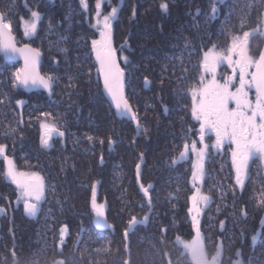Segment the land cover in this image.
Returning <instances> with one entry per match:
<instances>
[{
  "label": "trees",
  "instance_id": "trees-1",
  "mask_svg": "<svg viewBox=\"0 0 264 264\" xmlns=\"http://www.w3.org/2000/svg\"><path fill=\"white\" fill-rule=\"evenodd\" d=\"M95 1L87 0L84 10L80 0H0V12L13 23L17 46L39 49L40 73L58 77L51 95L43 89L27 93L14 88L11 74L20 62L6 60L0 53V100L5 101L0 103V144L6 146L17 169L39 172L48 189L41 211L28 217L14 205L15 189L4 176L0 157V207L5 210L0 213V264H14L13 251L15 264H52L61 259L65 264H122L125 260L129 264H167L169 258L173 264L177 260L186 264L183 250L174 241L177 236L187 240L194 234L187 213L192 159L189 153L176 164L172 160L195 129L188 94L199 74L194 64L201 49L220 43L230 32L260 23L264 0H168L167 11L158 8L160 0H123L128 12L117 19V43L130 45L125 53L131 63L123 67L129 81L126 95L140 118V127L147 129L139 134L136 122L130 117L118 118L103 96L91 52V40L98 31L92 19ZM214 3L218 8L215 19L211 18ZM30 10L39 11L42 20L38 32L24 38L19 22ZM186 42L190 48H184ZM61 48L68 51L61 52ZM69 76L74 79L69 81ZM145 78L150 82L147 86ZM17 100L25 103L17 105ZM41 113H51L49 122L55 120L65 132L49 148L41 146ZM9 128L16 129L15 133L7 135ZM88 136L93 139L89 141ZM109 138L114 141L111 149ZM141 154L138 183L136 164L141 163ZM250 167L245 189L234 192V170L227 152L211 153L205 163L202 191L213 200L202 216L201 228L210 252L223 240V264H231L237 250L245 264H264V205L259 204L264 196V174L259 163ZM94 182L97 200L106 204L112 228L94 223L90 205ZM141 183L153 185L150 219L147 225H137L125 241L124 229L131 217L149 214ZM220 221L225 222L223 232ZM63 225L68 226L69 235L61 247ZM162 228H166L164 237ZM257 232L260 235L253 245L251 237ZM106 245L109 252L97 251Z\"/></svg>",
  "mask_w": 264,
  "mask_h": 264
},
{
  "label": "snow or ice",
  "instance_id": "snow-or-ice-1",
  "mask_svg": "<svg viewBox=\"0 0 264 264\" xmlns=\"http://www.w3.org/2000/svg\"><path fill=\"white\" fill-rule=\"evenodd\" d=\"M103 0H96V22L93 27L98 30L99 37L91 40V52L95 56L97 71L103 78V87L120 116H127L136 122L137 133L146 132L139 124V117L129 102L126 95L127 80L126 67H121V60L125 66L131 61L127 56L118 57V51L123 52L130 45L125 42L119 49L113 45V22L118 18V9L112 7L107 14L102 13ZM222 0H217V3ZM84 10H87V0H80ZM167 4H161V9L167 10ZM218 8L214 3L212 5V17L216 18ZM199 13V10H198ZM136 15L135 9L132 12V18ZM42 14L39 11H31L30 19L21 18L23 33L26 38H30L38 32ZM244 26V20H241V27ZM51 31L53 25H48ZM253 32L244 31L242 35H233L226 49L218 50V45L213 44L207 50L201 49L202 58L198 63L201 74L198 85H193L188 89L191 97V116L199 123V139L193 140L191 144L185 142L183 150L179 156L173 158L172 163L176 164L183 161L189 153L195 156L192 162V194L188 198L190 206L187 209L190 217L193 235L191 239H183L177 236L174 244L181 248V256L186 258V264H223L222 256L224 253V242L220 240L216 243L214 251L210 252L205 243V236L201 228V220L205 210L212 203L213 197L202 191L203 182L207 176L205 163L211 155V150L217 153L221 152L225 144L229 146L231 163L235 172L234 188L243 191L246 180L249 178V165L254 158H258L264 163V50L259 51L258 56L250 51V37ZM62 40L67 39L61 37ZM191 44L186 42L184 48H190ZM61 52H67L66 48H61ZM0 53L5 57L13 58L20 56L23 59V66L17 68L12 75V85L14 88L24 89H43L49 95L53 93L58 77L54 74L42 75L39 71L40 50L31 48L28 44L18 47L16 38L13 34V23L7 19L5 13L0 12ZM192 53L190 52L189 55ZM77 59H79L77 57ZM226 64L231 69V74L217 78V70ZM90 74V73H89ZM74 77L69 76L72 81ZM147 86L150 82L145 78ZM72 87H75L72 85ZM0 100V103H4ZM25 101L17 100V105H23ZM168 111L167 107L164 109ZM51 113L40 114L41 146L51 147V142L56 137H63L64 131H61L55 120L49 122ZM16 129L9 128L7 135L14 134ZM209 135H214V142H206ZM92 136H88L91 141ZM103 143V140L100 141ZM109 148L114 141L109 138ZM0 157L5 164L4 176L16 185L18 190L17 201H23L24 212L28 217H36L41 211L42 202L46 199L47 185L45 178L39 172L19 171L13 158L6 154V146L0 144ZM143 163V154H141V163L136 164V179L139 183L141 177V165ZM103 164V157H101ZM140 190L147 199L149 214L143 218L132 216L124 229V239L137 225H147L150 219V213L153 208L150 190L153 185L147 187L139 184ZM91 210L94 213V223L99 228H112L108 224L105 203L97 202V185L94 182L91 185ZM224 193L221 192V198ZM260 205H264V196L259 200ZM143 207V205H141ZM5 210L0 207V213ZM219 211V209H218ZM246 217L247 213H243ZM211 219V218H210ZM264 224V219L261 220ZM220 230H225V222H219ZM166 228L161 229V235L164 237ZM243 234V230H242ZM69 235V228L63 225L59 230V246H63L66 236ZM81 234L77 235L79 242ZM260 233L257 232L251 237L253 245L256 244ZM125 251L128 245L125 243ZM15 248V242L13 243ZM98 252H109V246L97 249ZM165 256L169 254L164 253ZM236 259L231 264H245L241 251L237 250ZM14 264L16 260L15 251L12 252ZM52 264H65L64 260L53 261ZM122 264H129L125 260ZM167 264H173L171 258ZM179 264V260L176 261Z\"/></svg>",
  "mask_w": 264,
  "mask_h": 264
},
{
  "label": "flooded vegetation",
  "instance_id": "flooded-vegetation-1",
  "mask_svg": "<svg viewBox=\"0 0 264 264\" xmlns=\"http://www.w3.org/2000/svg\"><path fill=\"white\" fill-rule=\"evenodd\" d=\"M168 0H160L159 1V9H161V4H167L168 5ZM187 3V2H185ZM182 4V3H181ZM187 5V4H186ZM112 7H116L118 9V18L120 17V15H122L124 17V15L128 12L127 9H126V4L124 3L123 0H103L102 2V13L103 14H107L108 12L111 11V8ZM163 10V9H161ZM168 10V9H167ZM167 10H163V11H167ZM263 16V19L260 23H255V25L251 28V29H246L244 31H249V32H253V30H257L256 32H254V34L250 37V51L258 56L259 54V51L261 50H264V14H262ZM117 18V19H118ZM117 20L113 22V45L114 47H116L117 49L120 48V46L123 44V43H120L118 44L117 43V37H118V31H117ZM244 31H233V32H230L229 34L225 35V37L223 38L224 40L221 41L220 43H215L213 42L211 45L203 48V50H207V48L211 47L213 44H216L218 45V50H223V49H226L228 44L230 43L231 41V37L233 35H242ZM129 49V48H125V50L123 52H119L118 51V57H123V56H127V54L125 53V51ZM202 58V52H201V56H200V59L197 61L195 65V69L194 71L199 73L198 74V78H197V82L199 81V76L201 74V70L199 69V66H198V63L199 61L201 60ZM124 64L121 60V67H123ZM231 74V69L227 67L226 64H222L218 70H217V78L218 79H221L223 76H226V75H229ZM196 82V83H197ZM194 121V126H195V129L192 131V138L189 140V144H191V142L193 140H196L198 141L199 139V133H198V129H199V123L197 121ZM206 142L211 144L212 142H214V135H209V137L206 138ZM226 151L227 154H228V157H230V163H231V155H230V149H229V146L227 144H225V147L224 149L221 151ZM211 153L213 154H217V152L213 149L211 150ZM252 163H259L260 166H262V169H263V174H264V163H262L258 158H254L251 162H250V165H249V173H250V166ZM231 167H232V163H231ZM233 168V167H232ZM234 170V169H233ZM26 172H31V171H26ZM234 176H235V172H234ZM12 183V182H11ZM12 185L14 186V205L19 207L20 210H22V212L25 214L24 212V206H23V201L20 200L19 202L17 201V197L19 195L18 193V190L16 188V185L12 183ZM204 192V191H203ZM91 195H92V190L90 192V205H91Z\"/></svg>",
  "mask_w": 264,
  "mask_h": 264
},
{
  "label": "water",
  "instance_id": "water-1",
  "mask_svg": "<svg viewBox=\"0 0 264 264\" xmlns=\"http://www.w3.org/2000/svg\"><path fill=\"white\" fill-rule=\"evenodd\" d=\"M24 45H25V44H21V45H18V47H23ZM29 46H30V45H29ZM30 47H31V46H30ZM31 48H33V47H31ZM34 49H35V48H34ZM2 54H3V53H2ZM3 56H4V54H3ZM92 56L95 58V56H94L93 53H92ZM4 58H5L6 60L11 61V62H20V67L23 66V59H22V57H20V56H16V57H13V58H8V57H5V56H4ZM40 61H41V58H40ZM39 64H40V63H39ZM20 67H19V68H20ZM99 77H100L101 88H102V91H103V96H104V98H106V100H107L108 103L110 104V107L115 111L117 117H118V118H119V117L129 118V117H127V116H120V115L117 113V111H116L114 105L111 103L110 98L108 97V95L106 94V92H105V90H104V87H103V78H102V76H101L100 74H99ZM21 88H22V87H21ZM22 90L25 91V92H27V93H31L32 91H39V90H42V89H24V88H22Z\"/></svg>",
  "mask_w": 264,
  "mask_h": 264
},
{
  "label": "rangeland",
  "instance_id": "rangeland-1",
  "mask_svg": "<svg viewBox=\"0 0 264 264\" xmlns=\"http://www.w3.org/2000/svg\"><path fill=\"white\" fill-rule=\"evenodd\" d=\"M95 5H96V1H95V3H94V9H93V11H92V19H93V22L95 23L96 22V8H95ZM31 11H33V10H30V12L28 13V16H26V17H21V18H23V19H25V20H27V19H30V16H31ZM19 27H20V31H21V36L22 37H24V38H26L25 36H24V33H23V28H22V24H21V19H20V22H19ZM97 36H96V38H98L99 37V32L97 31ZM98 66V65H97ZM196 85H198V82L196 83ZM107 101V100H106ZM190 156H191V159H192V162H193V160L195 159V156L192 154V153H190ZM19 170V169H18ZM191 170H192V167H191ZM19 171H22V170H19ZM23 172H26V170H24ZM191 174H192V171H191ZM191 174H190V178H189V181L191 182ZM191 185H192V183H191ZM192 191H193V189H192ZM97 202L98 203H104L103 201H98L97 200Z\"/></svg>",
  "mask_w": 264,
  "mask_h": 264
}]
</instances>
